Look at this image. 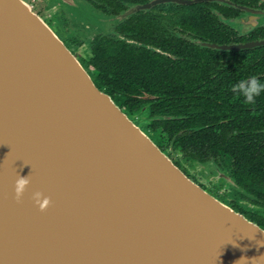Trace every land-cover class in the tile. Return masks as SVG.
<instances>
[{
    "label": "water",
    "instance_id": "1",
    "mask_svg": "<svg viewBox=\"0 0 264 264\" xmlns=\"http://www.w3.org/2000/svg\"><path fill=\"white\" fill-rule=\"evenodd\" d=\"M54 5L73 28L96 23L80 0ZM36 191L51 199L44 211ZM261 242L264 230L189 179L25 0H0V264H264Z\"/></svg>",
    "mask_w": 264,
    "mask_h": 264
},
{
    "label": "flooded vegetation",
    "instance_id": "2",
    "mask_svg": "<svg viewBox=\"0 0 264 264\" xmlns=\"http://www.w3.org/2000/svg\"><path fill=\"white\" fill-rule=\"evenodd\" d=\"M25 1L122 111V89L101 82L98 60L125 49L140 61L128 89L141 105L124 112L189 179L264 230V93L246 105L235 87L264 82V0H80L97 15L85 28L50 0ZM178 135L185 145H173Z\"/></svg>",
    "mask_w": 264,
    "mask_h": 264
},
{
    "label": "trees",
    "instance_id": "3",
    "mask_svg": "<svg viewBox=\"0 0 264 264\" xmlns=\"http://www.w3.org/2000/svg\"><path fill=\"white\" fill-rule=\"evenodd\" d=\"M117 50L119 54L111 59L109 53L104 51V54L107 56H104V58L101 57L98 60L101 64L98 76L102 80H100L102 83L104 81L109 86L115 85L123 90H120L121 92L117 97L120 103H122L124 111H128L129 113L138 112L141 105L140 101L137 99L139 92L136 90H129L128 87L137 89L142 64L138 60L124 59L123 53L126 52L125 49ZM106 91L108 90L106 89ZM182 138L183 135H178L173 145H180L181 143L185 145V142L180 141Z\"/></svg>",
    "mask_w": 264,
    "mask_h": 264
},
{
    "label": "clouds",
    "instance_id": "4",
    "mask_svg": "<svg viewBox=\"0 0 264 264\" xmlns=\"http://www.w3.org/2000/svg\"><path fill=\"white\" fill-rule=\"evenodd\" d=\"M235 87L238 90V93L243 96V102L246 105H254L256 103L257 97L264 93V82H262L255 76H250L247 79L240 81ZM29 183V175L18 176V178L16 179L14 191L15 199L17 200V202L21 201ZM32 198L34 202L39 206V209L41 211L46 210L51 203L50 197L44 196L40 191L34 192Z\"/></svg>",
    "mask_w": 264,
    "mask_h": 264
},
{
    "label": "rangeland",
    "instance_id": "5",
    "mask_svg": "<svg viewBox=\"0 0 264 264\" xmlns=\"http://www.w3.org/2000/svg\"><path fill=\"white\" fill-rule=\"evenodd\" d=\"M51 3H53L54 4V2H55V0H53V1H50ZM62 9V8H61ZM37 10V9H36ZM63 10V9H62ZM64 11V10H63Z\"/></svg>",
    "mask_w": 264,
    "mask_h": 264
}]
</instances>
